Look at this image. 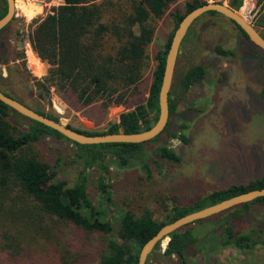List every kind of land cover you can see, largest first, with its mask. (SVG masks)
<instances>
[{
  "label": "trees",
  "instance_id": "1",
  "mask_svg": "<svg viewBox=\"0 0 264 264\" xmlns=\"http://www.w3.org/2000/svg\"><path fill=\"white\" fill-rule=\"evenodd\" d=\"M177 1L60 0L59 5L33 21L29 35L32 49L49 65L47 73L41 79H35L40 99L55 93L65 107L75 112L96 104L101 110H107L111 105L125 108L118 120L110 123L104 131H90L67 124L87 135L117 133L119 129L135 133L141 127L148 128L150 121L158 117L159 87L173 32L186 13L210 0H181V6L176 7ZM212 1L223 3L221 0ZM247 3L240 11L243 17L250 15L245 11ZM242 4L243 0L228 2L235 10ZM172 6L174 9L169 14L174 27L163 47L153 56L152 80L146 87L144 76L150 66L149 47L155 35L154 22ZM6 11V5L0 0V18ZM207 13L218 14L215 11ZM256 23L264 28V15L258 17ZM233 24L246 36L238 25ZM192 25L181 45L190 34ZM214 50L224 56L235 54L232 49L220 45ZM206 72L204 64L193 63L180 74L174 72L173 82L184 93L201 82ZM262 94L264 96V87ZM168 101L170 117L176 108L171 89ZM32 109L55 120L60 119L43 108ZM11 112L26 119L28 126L14 119ZM164 133V142L151 149L152 163L156 164L160 159L178 163L180 156L169 146V140L178 136L184 141L187 138L183 134L177 136L167 126L147 142L80 144L0 101V264H137L142 245L164 224L204 206L264 187L263 174L246 183H233L212 190L188 205L171 203L165 206L163 219L149 207L139 213L122 207L118 210V217L109 219L102 203L93 204L88 196L89 170L96 168L101 173H108L112 164L118 168L130 167L147 152V146L159 141ZM46 138H63L72 144L74 157L82 164L72 184L55 179L50 164L31 149ZM141 167L147 177H151V162L143 161ZM97 185L103 196L111 194L103 176ZM252 204L264 205V197L169 233L156 243L145 264L155 251L167 260L176 258L180 264H189V251L193 248L204 251L201 238L207 241L210 234L221 248L233 247L246 252L264 247L263 222L235 226L244 220V214ZM212 217L219 219L212 221ZM66 231L74 236L68 239ZM83 235L95 237L98 246L93 250L85 248L86 244L77 239ZM165 239L166 244L162 247ZM88 254L92 255L90 259L86 257Z\"/></svg>",
  "mask_w": 264,
  "mask_h": 264
},
{
  "label": "rangeland",
  "instance_id": "2",
  "mask_svg": "<svg viewBox=\"0 0 264 264\" xmlns=\"http://www.w3.org/2000/svg\"><path fill=\"white\" fill-rule=\"evenodd\" d=\"M221 1L228 5L229 0ZM258 1L243 0L237 10L240 13L248 2L245 11L250 12L248 20L253 24L264 15V0ZM14 2V17L0 32V42L3 44L0 65L6 71L5 74L1 71L0 88L32 108H43L57 114L60 120L74 127L90 131L106 130L125 110L122 105H111L107 110H101L96 104L76 114L65 107L55 93L40 99L35 87V79H41L49 65L32 49L29 39L32 23L51 7L59 5L60 0ZM181 3V0L177 1L176 7ZM173 9L174 6L154 22L155 35L149 47L150 66L144 76L146 87L152 80L153 56L163 47L173 30V19L169 14ZM258 30L264 35L263 27L258 26ZM216 45L232 49L235 54H218L214 50ZM33 60L39 64H34ZM193 63L204 64L206 77L184 93L175 82L171 85L176 108L168 119L167 128L177 136L185 135L187 140L172 137L169 146L181 160L174 164L162 159L156 164L152 163L151 149L164 142V133L159 141L148 145L147 152L130 167L118 168L112 164L108 173H101L96 168L89 170L88 196L93 204L102 203L109 219L118 217V210L122 207L136 213L149 207L158 218L163 219L165 206L171 203L188 205L204 198L212 190L233 183H246L264 174V51L225 16L205 13L192 25L190 34L180 46L174 72L180 74ZM57 103L65 107L63 113H58L54 106ZM10 114L23 126H28L26 119L13 112ZM31 149L50 164L55 179L67 180L69 185L72 184L82 164L75 159L73 146L68 140L46 138ZM146 160L152 166L149 178L141 167ZM101 176L111 193L108 197L103 196L98 188L97 181ZM244 215V220L235 223V226L264 223V205L252 204ZM218 219L212 217L211 220ZM112 223L115 224V220ZM72 236L67 232L68 239ZM213 237L210 234L207 241L201 238L204 251L198 248L189 251V264H264V247L246 252L233 247L221 248ZM77 239H81L87 249L93 250L98 246L95 237L83 235ZM165 241H162V247ZM91 256L88 254L86 257L90 259ZM147 264L180 263L176 258L167 260L155 251Z\"/></svg>",
  "mask_w": 264,
  "mask_h": 264
},
{
  "label": "water",
  "instance_id": "3",
  "mask_svg": "<svg viewBox=\"0 0 264 264\" xmlns=\"http://www.w3.org/2000/svg\"><path fill=\"white\" fill-rule=\"evenodd\" d=\"M3 1L6 5L7 11L0 18V31L12 21L15 14L14 0ZM209 11H215L216 13L221 14L229 20L233 21L236 25L239 26V28L244 31L247 38L254 45L264 51V35L261 34L258 30V26H260L259 24H253L251 20H248V17L241 16L237 10L233 9L227 4L218 1H209L205 4L195 7L182 17L171 37L169 48L165 56L164 69L158 93V117L157 119L150 121L148 128L141 127L139 131L135 133H125L122 129H119L117 133L87 135L72 129L67 125V123L60 119L55 120L51 117L38 113L37 111L28 107L17 99L8 96L1 89L0 101L8 105L19 114L29 119L38 121L58 131L67 139L80 144L147 142L158 136L161 132L164 131L167 126L169 119L168 97L173 82L176 60L178 57L181 42L194 21L198 17ZM2 70L5 74V69L3 68ZM259 197H264V187L251 189L227 199H223L217 203L204 206L195 211L184 214L169 223L164 224L152 237H150L142 245L139 251L137 264H145L148 255L155 249L156 243L167 236L169 233L176 231L183 226L195 223L198 220L211 217L228 209L251 202Z\"/></svg>",
  "mask_w": 264,
  "mask_h": 264
},
{
  "label": "built area",
  "instance_id": "4",
  "mask_svg": "<svg viewBox=\"0 0 264 264\" xmlns=\"http://www.w3.org/2000/svg\"><path fill=\"white\" fill-rule=\"evenodd\" d=\"M54 106L57 109L58 113H63L65 110L64 107L60 103L54 104Z\"/></svg>",
  "mask_w": 264,
  "mask_h": 264
},
{
  "label": "flooded vegetation",
  "instance_id": "5",
  "mask_svg": "<svg viewBox=\"0 0 264 264\" xmlns=\"http://www.w3.org/2000/svg\"><path fill=\"white\" fill-rule=\"evenodd\" d=\"M2 2H3V4H5L4 3V1L2 0ZM3 48V44L0 42V50ZM4 53V52H3ZM0 57H1V52H0ZM5 63V62H4ZM2 71V69H1V65H0V73H2L1 72ZM1 76V75H0Z\"/></svg>",
  "mask_w": 264,
  "mask_h": 264
},
{
  "label": "crops",
  "instance_id": "6",
  "mask_svg": "<svg viewBox=\"0 0 264 264\" xmlns=\"http://www.w3.org/2000/svg\"><path fill=\"white\" fill-rule=\"evenodd\" d=\"M117 107V106H116ZM118 107H120V106H118ZM76 114H78V112H76Z\"/></svg>",
  "mask_w": 264,
  "mask_h": 264
}]
</instances>
